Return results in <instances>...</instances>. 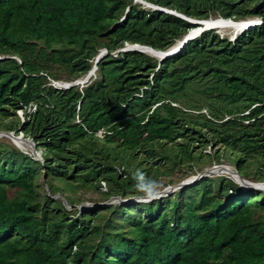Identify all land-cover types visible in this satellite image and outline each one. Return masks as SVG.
Returning <instances> with one entry per match:
<instances>
[{"label": "trees", "instance_id": "16d2710c", "mask_svg": "<svg viewBox=\"0 0 264 264\" xmlns=\"http://www.w3.org/2000/svg\"><path fill=\"white\" fill-rule=\"evenodd\" d=\"M146 1L197 19L261 21L234 39L203 30L158 60L111 52L126 42L164 50L196 24L135 0H0V128L42 149L39 159L0 140V264H264V191L230 175L199 177L150 203L83 210L49 177L98 187L106 199L138 196L134 173L117 171L107 144L153 154L155 143L180 137L175 159L225 156L239 173L254 163L240 174L264 181V0ZM100 47L107 53L83 93L48 84L54 65L85 73ZM80 140L82 148H68ZM212 144L214 152L195 154ZM41 171L62 199L40 197Z\"/></svg>", "mask_w": 264, "mask_h": 264}, {"label": "rangeland", "instance_id": "374dc122", "mask_svg": "<svg viewBox=\"0 0 264 264\" xmlns=\"http://www.w3.org/2000/svg\"><path fill=\"white\" fill-rule=\"evenodd\" d=\"M141 2H144V6L150 7L149 6V1L143 0ZM254 18L255 17H250ZM216 29V30H215ZM214 31L217 32L219 31L220 34L222 35H229L232 31V28L226 27V28H214ZM38 47H42L43 45L38 43ZM60 45V44H56ZM100 52H104V50H100ZM116 53V52H114ZM17 58V57H16ZM90 62V61H89ZM93 65V62H92ZM56 76H58V79H67L68 75L66 72V69L63 66H53L52 67ZM93 69V66L91 67L90 71ZM96 76H98V71L95 72ZM20 110L17 109V114L20 116ZM6 120V119H5ZM22 122V121H21ZM2 128H0L1 130ZM18 132V133H16ZM21 131H15L11 129V131H8L7 133L12 134L13 136H20ZM0 140L8 142L15 147H18L22 150H26L37 158H39L38 153L42 151V149H37V152L33 148V142L27 139H19L16 137L17 144L13 142L9 137L1 136L0 135ZM184 141V139H180V137H176V139L171 140V142H166L164 145L161 146L162 143H155L154 144V153L152 154V151H148L143 149L144 147H138L136 151L131 152L129 150L124 149L120 145H114L113 143H108V148H109V161L111 164L115 166L117 171H121L122 168H125L127 171H131L134 174L137 172H141L144 174L145 177H147V180H155L159 184H161L164 188H169L171 186L177 185L179 182L188 180L191 178L192 175H197L199 174L204 168H207V166L214 164L213 162H218L216 161V158L214 154L210 155H203L199 159H196V157H193L191 161L188 160H182L179 161L178 159H175V153L176 151L178 152L179 149V142ZM101 142V141H98ZM115 142V141H114ZM86 145H94L92 142L85 141L84 142ZM195 143V142H194ZM194 143L192 142L190 145L193 146ZM102 144V143H101ZM196 144V143H195ZM82 141H76L72 146L68 147L69 149L71 148H77L80 149L82 148ZM101 147V145H98ZM210 146V145H209ZM209 146H200V147H195L196 150L194 151L195 154H198L200 149H203L204 151H210L214 152V149L216 148L213 144L211 147ZM218 146V145H217ZM102 148V147H101ZM158 152H157V151ZM174 150V151H173ZM225 150L223 149V146L220 147V150L218 151L219 155H221ZM180 152V151H179ZM160 156L159 158L157 156ZM162 156V157H161ZM113 157H117L116 159H113ZM179 157L181 155L179 154ZM224 158V159H223ZM222 158V161L226 163H230L225 156ZM40 159V158H39ZM219 160H221L219 158ZM232 164V163H230ZM233 165V164H232ZM213 166V165H212ZM224 166V165H222ZM231 166H229L230 168ZM229 168H223L220 167L221 171H224V175H230V171L233 170V167L231 169ZM217 170V168H215ZM255 171V164L250 163L247 164L245 168V173L249 174ZM228 173V174H226ZM242 175H245L244 171L240 172ZM51 175L49 176L52 179V182L55 184H59L61 188L63 189L65 194H70L71 197L73 198V204L76 208H79L80 210L84 209V206H89V207H94L96 204L99 203H104L106 198L105 196L100 193V191L97 189H94L95 187L91 186L88 184V186H73L70 187L68 184H65L66 182H74V179H70L67 176H58L57 173H50ZM215 174H210V176H213ZM216 175H221V174H216ZM215 175V176H216ZM236 177V175H235ZM243 177V176H242ZM249 182H256L257 180H252L250 178H245ZM38 181V190H39V195L40 197L43 195V193L50 194L53 198H61L63 197L61 193L59 192H53L50 191L47 184L45 183L44 180V171H41L37 175ZM138 182H135L137 185ZM74 184V183H73ZM240 184V183H239ZM258 186L259 190L264 191V187L259 186L257 184H254ZM107 186L106 182H103L102 184V189H104ZM183 187V186H182ZM250 187V186H249ZM179 187H176L175 190H178ZM173 191L168 192L172 193ZM134 195L127 196L126 198H131ZM137 196V195H136ZM62 199V198H61ZM135 199V198H134ZM63 201V200H62ZM130 202V201H129ZM135 202L137 200L135 199ZM67 203V202H66ZM68 205V204H66ZM69 209L72 207L68 206Z\"/></svg>", "mask_w": 264, "mask_h": 264}, {"label": "clouds", "instance_id": "9594fccd", "mask_svg": "<svg viewBox=\"0 0 264 264\" xmlns=\"http://www.w3.org/2000/svg\"><path fill=\"white\" fill-rule=\"evenodd\" d=\"M136 2H139V3H142L143 5L145 4L144 2H141V1H143V0H135ZM149 6L151 7V8H156V9H159V10H163V11H166V12H170V13H174V14H176V15H178V16H181V17H183V18H185V19H187L188 21H190V22H193V23H195L196 24V26H198V24H197V22H194V21H191V20H189L188 18H190V19H194V20H206V19H212V18H206V19H197V18H192V17H188V16H186V15H184V14H182V13H180V12H177L176 10H174V9H171V8H168V7H164V6H160V5H158V4H155V3H152V2H149ZM219 17V18H218ZM218 17H214L213 19H224L223 17H221V16H218ZM228 19H231V18H228ZM233 20V19H232ZM239 20H242V19H239ZM235 21H237V20H235ZM260 18H258V17H255V20L254 21H251V24H253V25H251V26H254V25H256V24H258V23H260ZM251 26H244V27H242L241 29H239V30H234V29H232V31H231V33L229 34V35H227L228 36V38L229 39H234V37L237 35V34H239L241 31H243L244 29H246V28H249V27H251ZM195 27H193V28H191L188 32H186L182 37H184L186 34L187 35H189V34H191V33H193V32H191L193 29H194ZM214 28H220V27H217V26H210V27H207L206 29H204V30H207V29H214ZM216 30V29H215ZM203 31V30H202ZM201 31V32H202ZM201 32H199V33H196V34H194L193 36H191L192 38L193 37H196L197 35H199ZM182 37L180 38V39H178L175 43H176V45L175 46H177L178 44H179V42H180V40L182 39ZM191 39V38H190ZM188 41V40H187ZM186 41V42H187ZM174 43V44H175ZM173 44V45H174ZM185 44V43H184ZM140 45H142V46H146L147 48H144V49H138V48H140ZM173 45H171L170 47H168L167 49H164V50H160V49H154V50H160V51H165L166 50V52H169V51H171V50H175L174 52H172L171 54H169V55H164V56H161V55H157L156 57L158 58V60H161L162 58H165V57H168V56H170V55H174V54H176L182 47H180L179 49H176V48H174L175 46H173ZM149 47H151V46H149V45H145V44H140V43H130V42H126L125 43V45L124 46H122V47H119V48H117V49H115V50H112V52L111 53H113V54H116V53H118V51H122V50H137V51H142V52H145L144 50H147V49H149ZM152 48V47H151ZM100 50H104V52H100ZM114 52H116V53H114ZM106 53H107V48L106 47H100V48H98V51L96 52V54H94V56H92L91 58H90V63H91V66H90V68L85 72V73H83L82 75H80V76H77V77H70V76H68L67 77V79H58V76H56V77H53V76H49V75H47V80H48V84L49 85H52L53 87H56L57 89H69V88H71V87H78L79 88V90L83 93V87H85L90 81H92L93 79H95L97 76H96V74H95V72L96 71H98V69H97V64H98V62H99V60L104 56V55H106ZM147 53V52H146ZM148 54H150V53H148ZM152 55V54H151ZM2 56H0V58H1ZM92 62H93V65H92ZM93 66V69L90 71V69H91V67ZM34 106H35V104L33 103V102H29L28 103V105H27V111L29 110V108L31 107V108H34ZM77 109H79V104H77ZM19 110L21 111L20 112V116H19V118H20V120L21 121H24V118H25V116H24V114H23V108H19ZM16 113H17V110H16ZM18 115V114H17ZM76 121H78V115L76 116ZM4 132H8V131H4V130H1L0 131V135L1 136H5V137H9L11 140H12V138L10 137V136H7ZM102 132H103V129L100 127L97 131H96V133H98V134H102ZM21 133V135L20 136H18V134H17V136L16 137H18L19 139H21L20 137H22V139H24V140H30L31 142H33L31 139H29V138H26V136H24L23 135V133L22 132H20ZM16 137L14 138V140H12L13 142H15L16 143ZM34 143V142H33ZM17 144V143H16ZM33 146V148H34V150H35V144H33L32 145ZM36 151V150H35ZM37 152V151H36ZM38 153V152H37ZM38 155H39V153H38ZM39 158H40V155H39ZM213 165V166H212ZM212 165H210L209 167H207V168H204L203 170H205V169H210L211 171H209L208 173H206V174H204V175H202V176H205V175H208V174H222V173H224V171H221L220 170V167L222 166V165H229V166H231V167H233V170H237L233 165H231L230 163H226V162H224V163H214V164H212ZM214 166H219V167H217V170H215V168H213ZM202 170V171H203ZM201 171V172H202ZM238 171V170H237ZM200 172V173H201ZM232 170L230 171V176H232L234 179H236L235 178V175H233L232 174ZM199 173V174H200ZM238 173H239V171H238ZM226 174H228V173H226ZM240 174V173H239ZM198 175V174H197ZM241 175V174H240ZM201 176V177H202ZM242 176V175H241ZM134 177H135V179L137 180V185H136V188H137V190L139 191V193H141V195H138V196H136V195H134L133 197H135V199L138 201V202H140V203H150L151 201H153V200H155V199H159V198H162V197H164V196H166L167 194H168V191H170L168 188H164L161 184H159L157 181H155V180H147V179H145V176H144V174L143 173H141V172H137V173H135L134 174ZM195 177V175H192L191 176V178L190 179H188V180H191L192 178H194ZM244 178V177H243ZM245 179V178H244ZM248 181V180H247ZM192 183V182H191ZM240 183V185L241 186H243V187H249L248 185H246V184H242L241 182H239ZM252 183V182H251ZM102 184H103V182H102ZM102 184H101V186H100V188L102 189ZM254 184H257V185H259V186H262V187H264V181H256V182H253V185ZM169 186H171V185H169ZM184 187V186H183ZM250 187H253V188H259L258 186H256V185H254V186H250ZM180 188V187H179ZM182 188V187H181ZM176 189V188H175ZM174 189V190H175ZM120 199H126V197L125 198H122V197H120V196H111V197H109L108 199H106L105 200V202H121V200ZM135 201V200H134Z\"/></svg>", "mask_w": 264, "mask_h": 264}, {"label": "water", "instance_id": "95a60500", "mask_svg": "<svg viewBox=\"0 0 264 264\" xmlns=\"http://www.w3.org/2000/svg\"><path fill=\"white\" fill-rule=\"evenodd\" d=\"M189 20H191V21H194V22H197V24H198V26H196L193 30H194V32L193 33H191V34H189V35H185L184 37H182V39L180 40V42H179V44L177 45V46H175L174 48H176V49H179L180 47H182L183 45H184V43H186V41L187 40H189L190 38H192L191 36H193L194 34H196V33H199V32H201L202 30H204V29H206L207 27H210L211 25H209V24H207L205 21L206 20H209V19H206V20H194V19H190V18H188ZM229 20H231V19H229ZM237 21H242V20H237ZM251 25H253V24H251V23H244V24H242L241 26H251ZM192 32V31H191ZM144 48H147L146 46H142V45H140V48H138V49H144ZM150 49H153V48H151V47H149ZM154 50V49H153ZM168 50V49H167ZM156 53H158L159 55H161V56H164V55H169V54H171L172 52H174L175 50H171V51H169V52H166V50L165 51H160V50H154ZM7 136H10L11 138H12V140H14V138H15V136H13L12 134H9V133H6V132H4ZM209 171H211L210 169H205V170H203L200 174H198V175H196L194 178H192L191 180H184V181H181V182H179L177 185H175V186H170L168 189L170 190V191H173L176 187H182V186H186V185H188V184H190L191 182H193V181H195L197 178H199V177H201L202 175H204V174H206V173H208ZM233 175H236L237 176V178H238V180H241L242 182V184H246V185H248V186H254L253 185V183H251V182H249V181H247L246 179H244L239 173H238V171L237 170H233V173H232ZM170 191H168V192H170ZM135 197H131V198H126V199H120L121 200V202H128V201H134L135 199H134Z\"/></svg>", "mask_w": 264, "mask_h": 264}, {"label": "bare ground", "instance_id": "6f19581e", "mask_svg": "<svg viewBox=\"0 0 264 264\" xmlns=\"http://www.w3.org/2000/svg\"><path fill=\"white\" fill-rule=\"evenodd\" d=\"M218 17V16H217ZM212 19H209V20H206L205 22L207 23V24H209V25H211V26H217V27H221V28H226V27H229V28H232V29H234V30H239V29H241L242 27H244V26H241L242 24H244V23H251V21H254L255 19L254 18H244V19H242V21H235V20H229L228 18H224V19H213V17H211ZM219 18V17H218ZM195 30V29H194ZM194 30H192V32H194ZM178 42V41H177ZM176 42V43H177ZM176 43L173 45V46H175L176 45ZM145 52H147V53H150V54H152L153 56H157L158 55V53H156L153 49H147V50H144ZM1 131V130H0ZM22 136V135H21ZM21 139H22V137H20ZM27 141V140H26ZM16 143H18L17 142V140H16ZM221 167H223V168H229V165H224V166H221ZM214 168H216V167H214ZM232 167H230L229 169H231ZM233 171V170H232ZM233 173V172H232ZM236 178V180L238 181V182H242L241 180H238V178H237V176L235 177Z\"/></svg>", "mask_w": 264, "mask_h": 264}, {"label": "built area", "instance_id": "2783aa9c", "mask_svg": "<svg viewBox=\"0 0 264 264\" xmlns=\"http://www.w3.org/2000/svg\"><path fill=\"white\" fill-rule=\"evenodd\" d=\"M214 167H216V168H217V167H219V166H214ZM214 167H213V168H214Z\"/></svg>", "mask_w": 264, "mask_h": 264}]
</instances>
